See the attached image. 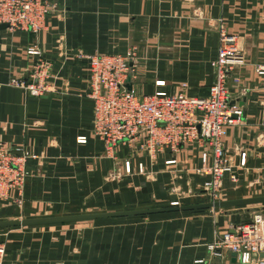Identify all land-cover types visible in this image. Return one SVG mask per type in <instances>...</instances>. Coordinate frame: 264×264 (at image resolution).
<instances>
[{
  "label": "crops",
  "instance_id": "0c3cea01",
  "mask_svg": "<svg viewBox=\"0 0 264 264\" xmlns=\"http://www.w3.org/2000/svg\"><path fill=\"white\" fill-rule=\"evenodd\" d=\"M49 1L54 8L38 31L7 27L0 32V141L25 145L34 154L26 162L23 201L18 203L16 194L0 196V219L156 207L175 199L166 191L169 174L199 165L198 148L192 144L173 155L164 149L155 160L143 155L138 159L144 160L146 174L105 179L110 169H122L128 147L118 146L114 157L107 156L92 133L88 65L77 52L124 53L132 45L137 66L128 86L136 92L205 95L220 26L235 36L244 62L228 77L231 101L243 114L222 137L235 179L223 174L217 200L257 194L241 188L264 185V74L256 71L264 64V0ZM34 45L51 67L49 90L40 95L11 82L29 78L39 59L28 51ZM79 135L86 141L77 142ZM242 151L245 166H234ZM172 156L176 162L165 164ZM186 176L172 190L193 186L195 179L199 191L191 202L211 201L200 190L209 175L189 174L192 184ZM250 218L221 206L0 227L3 264H238L231 254L213 255L208 244L214 232Z\"/></svg>",
  "mask_w": 264,
  "mask_h": 264
},
{
  "label": "built area",
  "instance_id": "2783aa9c",
  "mask_svg": "<svg viewBox=\"0 0 264 264\" xmlns=\"http://www.w3.org/2000/svg\"><path fill=\"white\" fill-rule=\"evenodd\" d=\"M54 5L49 0H0V22H8V28H26L34 32L45 26L46 18ZM30 53L39 56L27 80L12 79L13 84L24 87L31 94L40 95L49 90L47 77L50 61L43 57L36 45ZM87 60L88 89L86 95L93 100L92 133L104 146V154L115 156L118 146L128 147L122 169H110L105 179L113 180L122 174L136 171L146 174L143 159L147 155L155 160L164 149L172 155L185 146L198 148L200 163L195 172L209 175L201 182L200 190L211 201L217 200L222 176L230 173L235 179L232 164L227 162V148L223 135L228 126L241 120L242 106L231 101L228 77L232 68L244 62L242 52L235 44V36L219 28V44L215 58L211 60L213 80L205 95H189L183 90L138 93L128 87L130 78L136 76L137 56L134 46L124 53L77 52ZM264 74V64L256 67ZM236 80L237 78L233 76ZM163 84V80H156ZM77 142H85L79 135ZM34 154L25 146L0 141V196L12 195L18 203L23 201L27 159ZM245 152L239 153L238 164L245 166ZM176 162L175 156L164 160L165 164ZM13 191L15 193H13ZM170 204H180L179 198ZM208 248L213 255L221 256L234 252L238 264L264 263V206L256 209L249 220L233 225L223 232H214ZM6 245L0 240V264L4 263ZM201 261V260H197Z\"/></svg>",
  "mask_w": 264,
  "mask_h": 264
},
{
  "label": "water",
  "instance_id": "95a60500",
  "mask_svg": "<svg viewBox=\"0 0 264 264\" xmlns=\"http://www.w3.org/2000/svg\"><path fill=\"white\" fill-rule=\"evenodd\" d=\"M8 26H9L8 22H0V32L2 29L7 28ZM256 203H264V194L246 196L240 198L224 199V200L185 203V204L167 205V206L150 207V208L0 219V227L59 223V222L79 221L85 219H96V218H104V217H112V216L147 214V213L159 212V211L191 210V209H199V208H214L221 206H234L240 204H256ZM231 255H232L231 259L235 261L234 252H231Z\"/></svg>",
  "mask_w": 264,
  "mask_h": 264
},
{
  "label": "rangeland",
  "instance_id": "374dc122",
  "mask_svg": "<svg viewBox=\"0 0 264 264\" xmlns=\"http://www.w3.org/2000/svg\"><path fill=\"white\" fill-rule=\"evenodd\" d=\"M132 46V45H131ZM138 76V75H137ZM194 167H190L189 169L193 168L192 170H189L186 172L185 169H181L180 167H178L177 169L174 168V172L170 173L169 174V186L167 187L166 191H167V195H170V194H173V195H176V197H179L181 198V202L180 204H185V203H188L189 200H190V197H192V194H195L199 191V181L196 182L195 179H193V186L190 185L192 184L191 182V176L189 177V174L192 175V173H194ZM184 170V171H183ZM188 174V176L185 177V179L187 180H190V186L189 187H186V188H183L182 186L179 187L178 189H175V190H172V188L174 186L177 187V185H179V182L180 180L182 179V174L185 175V174ZM184 177V176H183ZM255 183H258V185H256ZM248 184H250L248 182ZM262 183L259 182H253L252 184L250 185H246L245 187L241 188L244 190H248V192H253L255 191L257 194H254V195H260V194H264V185H261ZM198 185V186H197ZM192 188V189H191ZM171 191H173L171 193ZM183 191V192H182ZM200 193V192H199ZM198 194V193H197ZM250 196V195H249ZM253 196V195H251ZM175 197V198H176ZM242 197V196H241ZM246 197V196H245ZM192 200H190L191 202ZM206 200H203V201H196V202H204ZM209 201V200H207ZM189 202V203H190ZM192 203V202H191ZM167 205H178V204H170V202L168 204H165V205H161V206H167ZM260 206H264V203H256V204H240V205H234V206H223V207H226V208H238V210H243L245 211V213L251 217V215L253 214V212L258 209ZM156 207H160V206H156ZM140 208H150V207H140ZM217 208V207H215ZM130 209V208H129ZM133 209H138V208H133ZM203 209V208H201ZM118 210H126V209H118ZM248 210H250V212L248 213ZM252 210V211H251ZM102 211H113V210H93V211H85V212H78V213H89V212H102ZM60 215V214H59ZM142 215V214H141ZM48 216V215H47ZM50 216V215H49ZM86 221V220H84ZM246 221V220H245ZM74 222H78V221H74Z\"/></svg>",
  "mask_w": 264,
  "mask_h": 264
}]
</instances>
